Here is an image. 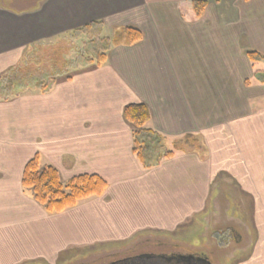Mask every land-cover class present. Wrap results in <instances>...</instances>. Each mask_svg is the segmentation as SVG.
<instances>
[{"label": "crops", "instance_id": "0c3cea01", "mask_svg": "<svg viewBox=\"0 0 264 264\" xmlns=\"http://www.w3.org/2000/svg\"><path fill=\"white\" fill-rule=\"evenodd\" d=\"M33 1L15 9L0 0V77L30 44L92 21L134 26L144 37L113 48L107 62L47 93L30 90L0 101V264H57L51 231L57 215L73 209L91 220L98 240L160 231L169 216H192L216 200L211 196L218 176L256 200V236L235 264H264V82L256 80L258 72L264 78V60L249 57H264V0H208L197 20L181 9L193 0ZM130 103L150 108L155 130L170 137L195 134L206 151L143 169L133 153V126L123 114ZM36 154L63 182L95 174L108 188L49 214L22 185ZM194 217L176 224H192ZM73 221L69 216L67 224Z\"/></svg>", "mask_w": 264, "mask_h": 264}, {"label": "trees", "instance_id": "16d2710c", "mask_svg": "<svg viewBox=\"0 0 264 264\" xmlns=\"http://www.w3.org/2000/svg\"><path fill=\"white\" fill-rule=\"evenodd\" d=\"M208 3V0L185 1L181 3V9L190 20H197ZM104 26L102 20L92 21L61 33L51 41L30 44L20 62L0 77V101L17 98L30 90L47 93L59 81L107 62L113 48L134 45L144 37L134 26L116 28L111 34H104ZM83 37L87 41L81 45L78 41ZM249 57L253 61L264 60L257 52H249ZM261 75L256 73V80L264 82ZM251 82L247 81L248 84ZM123 114L133 126V153L143 169H152L163 160L187 151L204 149L195 134L170 137L152 128L151 110L145 103L127 104ZM22 185L32 190L35 200L49 214H59L76 207L84 199L100 197L108 188V183L95 174L77 175L63 182L54 166L42 165L39 154L26 164Z\"/></svg>", "mask_w": 264, "mask_h": 264}, {"label": "rangeland", "instance_id": "374dc122", "mask_svg": "<svg viewBox=\"0 0 264 264\" xmlns=\"http://www.w3.org/2000/svg\"><path fill=\"white\" fill-rule=\"evenodd\" d=\"M31 1L5 0V4L15 6V9H20L29 5V2L30 5L34 3V1ZM104 27V34H111L116 29L115 27H110V25H105ZM82 39L78 41L81 45L87 41L86 37ZM204 151H206V147L200 150L201 153ZM155 155L154 153L153 156ZM261 156H264V151L261 152ZM220 177L223 179L220 180ZM226 178L228 177L218 176L212 188L217 189L214 193L212 190L213 196H211L216 200H212L213 202L208 200V202L203 203L201 211L199 210L200 212L197 211L192 215L195 216L191 219L192 224H176L177 222L180 223L183 219L187 222L192 217L188 216L187 212L174 215V217L169 216V226L167 228L160 227V231L153 229L152 232L138 234L130 240L108 241L96 239L92 235L94 234L95 225L91 224V220L88 217L86 220L82 219V209H73V211H70L66 215H57L55 229L51 231L52 240L57 245V254L54 259L58 261L57 264H78L79 262L94 260L99 256L120 252L129 248L134 242L149 238L154 240L164 239L166 243L180 244L181 248H184L183 251L185 253H188L187 250L191 249L200 252L207 251L214 246L217 247L221 242L223 246L229 244V249L221 250L220 253H217V262L218 264H235L241 256H244L242 250L245 251L247 245L250 244V236L252 234L256 236L251 224V219L254 216H252L253 206L256 200L249 193L242 192L238 186H234V183H232L234 185H229ZM69 216L75 220L72 224H67ZM228 227L236 229L239 233L241 231L244 236L232 231L233 235L230 238L231 236L227 232L222 234L219 232L221 228L226 230ZM91 229L93 230L91 231ZM246 229L250 230L248 231V236H246ZM235 238L240 240L233 242ZM167 249H172V246L169 244L161 246L159 251H166Z\"/></svg>", "mask_w": 264, "mask_h": 264}, {"label": "flooded vegetation", "instance_id": "af4514ba", "mask_svg": "<svg viewBox=\"0 0 264 264\" xmlns=\"http://www.w3.org/2000/svg\"><path fill=\"white\" fill-rule=\"evenodd\" d=\"M232 231L235 233V230L230 227L226 230L221 228V232H227L231 236L230 238L233 235ZM239 240L235 238L233 242ZM167 244L171 245L172 249L159 251L161 246ZM228 245L223 246L221 242L217 246L219 248L214 246L210 250L201 252L191 249L187 250L188 253H185L180 244L166 243L164 239L147 238L134 242L129 248L120 252L99 256L94 260H87L78 264H218L217 253L229 249ZM219 249L220 251H218Z\"/></svg>", "mask_w": 264, "mask_h": 264}]
</instances>
